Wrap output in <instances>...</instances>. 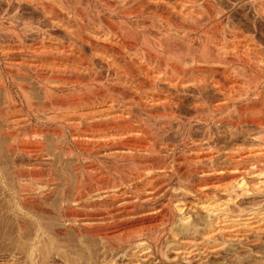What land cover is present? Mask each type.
<instances>
[{"label":"bare ground","instance_id":"6f19581e","mask_svg":"<svg viewBox=\"0 0 264 264\" xmlns=\"http://www.w3.org/2000/svg\"><path fill=\"white\" fill-rule=\"evenodd\" d=\"M201 1L207 11L199 0H0V136L23 155L5 185L24 210L61 187L62 222L101 241L106 264L242 263L264 250V0ZM49 133L61 185L28 149ZM175 179L190 194H172ZM191 205L204 206L201 230ZM25 219L21 262L45 264L58 248L44 251ZM55 253L49 264H63Z\"/></svg>","mask_w":264,"mask_h":264},{"label":"rangeland","instance_id":"374dc122","mask_svg":"<svg viewBox=\"0 0 264 264\" xmlns=\"http://www.w3.org/2000/svg\"><path fill=\"white\" fill-rule=\"evenodd\" d=\"M22 1H25V0H22ZM168 1V0H167ZM169 1H173V0H169ZM191 1V0H190ZM200 2V5L201 6H204L202 7L203 10H205L204 8L206 7V5L203 3V1L199 0ZM25 5H23L24 7ZM153 8V7H152ZM162 8V7H160ZM160 8H158V11L159 13L163 12L164 13V8L163 10H161ZM207 7H206V10L207 11ZM166 13V11H165ZM172 18V17H170ZM206 18V17H205ZM204 18V20H206ZM171 23L174 25H177L180 21L178 19H170ZM178 21V23H176ZM175 22V23H174ZM206 21H203V22H200L199 24L202 25V23H205ZM5 23V24H4ZM207 23V22H206ZM205 23V24H206ZM4 24V25H3ZM187 24V25H186ZM181 28L187 30L186 28H188V26L190 27V25H188V23H183V24H179ZM178 25V26H179ZM186 25V26H185ZM198 25V24H196ZM204 25V24H203ZM5 26V27H4ZM199 26V25H198ZM0 27L2 28H7V25H6V22L2 21L1 24H0ZM223 42V41H222ZM221 42V43H222ZM225 43H228L227 41H224ZM224 42H223V45H224ZM9 45V44H8ZM7 45V46H8ZM226 45V44H225ZM228 45V44H227ZM263 50H264V47H263ZM183 51H186V50H183ZM190 51V50H189ZM188 51V55L189 56H192V58H194V56H196V54L198 55V53H194L193 51V54L190 53ZM184 53V52H183ZM187 53L185 52V55L186 56V59L189 58V56L186 55ZM192 54V55H191ZM195 54V55H194ZM199 56V55H198ZM200 57V56H199ZM185 58V57H184ZM17 59V58H15ZM191 59V57H190ZM217 70V69H216ZM205 72H203L202 74H204ZM215 76L218 77L220 76L219 73H220V70L218 69L217 72H215ZM218 73V74H217ZM3 97V94L1 93L0 95V98ZM38 99V98H37ZM35 99L34 101L37 103V101L39 100V102H42V99L39 98L38 100ZM41 99V100H40ZM12 114V116H17L16 113H14L13 111L10 113V115ZM15 114V115H14ZM23 114H26L25 112H23ZM1 124V123H0ZM0 128H1V125H0ZM38 130V128H37ZM36 129H33V132H35ZM171 134V133H170ZM175 134V133H174ZM173 132L171 134V136L169 135V140H171V137H172V143H174L175 145H180L181 142V138L178 137L177 134L174 135ZM0 135H1V131H0ZM49 135H48V138H44V141L46 142L47 139H48V142L45 143V147L44 149L42 148V146L40 147L39 144L37 143H33L32 141V144H28L27 146L29 147L28 149L32 150V154L31 156H34L35 155V152L33 151H36V153L39 154V151L42 150L40 152V154L42 155H46L47 158H49L50 162H52V165L55 166V172L56 174H58V176L60 175V166L58 167V160H59V152L56 151V148H55V143H54V140L52 138H50ZM52 137V136H51ZM176 139H175V138ZM178 137V138H177ZM3 137L0 136V264H23V262L21 261H24L23 258V249L24 248V240H21V239H24L23 237V230H19L18 226H20L23 221L22 219L24 220V218H26L25 220H29L30 221H34L33 223L31 222L30 223V226L28 225V229L31 231V238H36L37 236H40L41 234V238L42 240L44 241L43 243L46 245V242L48 244V242L51 243V247L49 245H44L43 244V247L45 249H43L44 251L48 250V249H51V250H55L56 248H58L57 250H55V252L58 251V255H59V252H60V255L59 257H57L63 264H106L104 261V258L105 256L103 255V243L101 241H98V239H88V238H85V239H81L78 237L77 232H76V227H73V226H67L66 224H64V222H62L63 220L60 218V214H61V203H60V195H61V192H58V191H61V187H58L55 191V193L53 194V196L47 198V200H42V201H39L38 198H37V202L35 204V207L32 206L30 209L28 210H24V208L22 209V206L16 201V199L14 198V195L11 191V189H9L7 187V185H5L6 183V180L7 182L10 180L12 181L14 179V177H12L13 173L12 171L14 172L13 167H12V161L13 159L17 160L19 158H21V156L23 157V155H18L17 158H16V155L14 154V152L12 151V147L13 145L9 143V141L11 142V140H7L6 139H2ZM55 139V138H54ZM178 139V140H177ZM3 141V142H2ZM52 141V142H51ZM170 141V142H171ZM175 141V142H174ZM144 142V143H143ZM5 143V144H4ZM12 143V142H11ZM53 143V145H52ZM139 145H141L142 147H149L150 144H148L146 141H139L138 142ZM142 143V144H141ZM9 144V145H7ZM36 144V145H35ZM2 145V146H1ZM12 145V146H11ZM32 145V146H31ZM34 145V146H33ZM39 145V146H38ZM48 147H47V146ZM145 145V146H143ZM7 146V147H6ZM9 146V147H8ZM35 147H36V150H35ZM38 147V148H37ZM53 147V148H52ZM3 148V149H2ZM7 148V149H6ZM11 150H10V149ZM39 149V151H38ZM55 150V151H54ZM10 151V152H9ZM53 151V152H52ZM45 152V153H44ZM55 153V154H54ZM57 153V154H56ZM30 155V154H29ZM58 155V156H57ZM15 156V157H14ZM45 156V157H46ZM3 157V158H2ZM14 157V158H13ZM25 157V155H24ZM221 161V160H220ZM223 161V160H222ZM222 161L220 163H222ZM67 163L70 164L72 163L71 160L67 159ZM3 165V166H2ZM5 173V174H4ZM9 173V174H7ZM11 174V175H10ZM2 175V176H1ZM8 176V177H7ZM60 177V176H59ZM7 178V179H6ZM12 178V179H11ZM59 179V178H58ZM4 180V181H3ZM9 181V182H10ZM179 181V182H178ZM13 183H15V180L12 181ZM174 185V189L172 188L173 192L172 194H175V196L178 195V197H180V194H187L188 192H191L190 189L188 188V183L184 182V181H180V180H174L172 182ZM59 184L61 185L62 184V178L60 177V180H59ZM4 185V186H3ZM176 188V189H175ZM4 192V193H3ZM7 192V193H6ZM58 192V193H57ZM132 192V191H131ZM175 192V193H174ZM133 193V192H132ZM5 194V195H4ZM190 194V193H188ZM7 199V200H5ZM3 202V203H2ZM48 203V204H47ZM4 204V205H3ZM37 205L39 206V208L42 206V209L38 208ZM192 206V205H191ZM189 206L190 208L187 209L186 213L188 215L191 216V219H193L199 226V230L202 229L203 227V218H204V211L203 208L204 206L202 205H193L192 207ZM7 207V208H6ZM34 207V208H33ZM247 207V206H246ZM249 208V206H248ZM35 209V210H34ZM39 211H38V210ZM57 209V210H56ZM8 210V211H7ZM33 210V211H32ZM41 210V211H40ZM42 210L46 211V212H43ZM56 210V211H55ZM27 211V212H26ZM32 211L31 213H28ZM38 211V212H37ZM49 211V212H48ZM53 211V212H52ZM59 211V212H58ZM37 212V213H36ZM55 212V213H54ZM42 213V214H41ZM50 213V214H49ZM53 213V214H52ZM60 213V214H59ZM192 213V214H191ZM34 215V216H33ZM23 216V217H22ZM37 216V217H36ZM29 217V218H28ZM28 218V219H27ZM37 218H40V223L42 225V229L40 232L37 231V228H35L36 226V222L39 221L37 220ZM47 218V219H46ZM32 219V220H31ZM37 220V221H36ZM43 220V221H42ZM21 221V222H20ZM10 223V224H9ZM20 224V225H19ZM168 223L166 222V225ZM59 225V226H58ZM48 226V227H47ZM29 227H32L33 229L29 228ZM46 227V228H45ZM54 227V228H53ZM139 227L141 229H139ZM136 228V233H141L142 232V229L143 232L145 231V229L147 230L148 227H151V226H148L145 225V228L142 227V226H139ZM147 227V228H146ZM139 229V230H138ZM138 230V231H137ZM141 230V231H140ZM34 232V233H33ZM36 232V233H35ZM39 233V234H38ZM34 234V236H33ZM45 234V235H44ZM53 234V235H52ZM37 235V236H36ZM131 237H134V239L136 240V236H133V234L130 235ZM22 237V238H21ZM54 237V238H53ZM67 237V238H66ZM71 237V238H70ZM76 237V238H75ZM44 238V239H43ZM187 238V239H186ZM195 238H198L197 236ZM21 240V241H20ZM32 240V239H31ZM36 240V239H34ZM41 240V241H42ZM177 240H179L182 245V248L184 246V248L187 249V247H189L190 245V237L189 236H178ZM188 240V241H186ZM17 241V242H16ZM33 241V240H32ZM87 241V242H86ZM90 241V242H89ZM22 242H23V246H22ZM57 243L56 247L53 248V246H55V243ZM82 242V243H81ZM188 242V243H187ZM72 243V244H71ZM79 244V245H78ZM62 245V247H60ZM96 245V246H95ZM9 246V247H8ZM19 246V247H18ZM83 246V247H82ZM187 246V247H186ZM14 247V248H13ZM22 247V248H21ZM48 249H47V248ZM19 248V250L17 249ZM61 248V249H60ZM76 248H79V249H82V250H78ZM99 248V249H98ZM22 249V250H20ZM84 249V250H83ZM263 249V248H262ZM50 250V251H51ZM255 250H257L258 253H251L249 254L248 256H246L244 259H242V263L241 261H236L234 260L233 261H229V263H227V261L224 259V260H221L219 261V263H223V264H258L259 262L262 261L261 264H264V250H261V249H257L255 248ZM20 251H22L20 253ZM44 251H43V254H44ZM49 251V250H48ZM48 251L46 252V254L48 253ZM98 251V252H97ZM260 251V252H259ZM54 252V251H53ZM52 251L49 252L51 254H48L46 256V254L44 256L42 255V260L43 262L42 263H45V264H49V259L48 257L51 256V255H56L57 253H53ZM74 253V254H73ZM98 253V254H97ZM261 253V254H260ZM222 256L224 254L223 257H225L226 255V252H222L220 253ZM257 254V255H256ZM64 255V256H63ZM81 255V256H80ZM220 255V256H221ZM14 256V257H13ZM217 256V258H222ZM10 257V258H9ZM62 257V258H61ZM78 259H77V258ZM99 257V258H98ZM212 257V256H210ZM209 257V260L212 261L214 260L215 256H213L212 258ZM226 257H228V255H226ZM11 258H13L14 260H10ZM89 258V259H88ZM249 258V259H248ZM75 259V260H74ZM94 259V260H93ZM246 259V260H245ZM262 259V260H260ZM7 260V261H6ZM17 260V261H16ZM83 260V261H82ZM10 261V262H9ZM46 261V262H45ZM69 261V262H68ZM223 261V262H222ZM226 261V262H224ZM236 261V262H235ZM257 261V263H255ZM259 261V262H258ZM247 262V263H246Z\"/></svg>","mask_w":264,"mask_h":264}]
</instances>
